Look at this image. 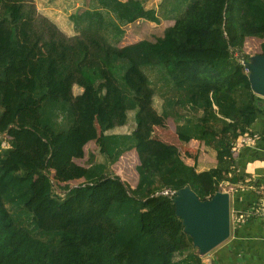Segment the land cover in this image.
I'll use <instances>...</instances> for the list:
<instances>
[{
  "label": "trees",
  "instance_id": "1",
  "mask_svg": "<svg viewBox=\"0 0 264 264\" xmlns=\"http://www.w3.org/2000/svg\"><path fill=\"white\" fill-rule=\"evenodd\" d=\"M140 19L151 23L170 20L173 25L155 41L123 46L120 55L111 56L107 70L121 86L133 68L155 70L157 76L149 85L162 101L161 115L180 130L182 113L187 112L189 122L198 130L197 139L215 151L217 166L197 172L179 158L176 149L137 132L102 134L100 150L109 162L91 164L82 184L59 187L64 192L57 194V186L49 178V161L22 164L18 171L5 170L14 146L10 142V146L1 147L0 141V264H205L190 237L182 247L180 220L174 211L171 221L165 214L174 210L173 195L161 192L188 187L205 201L222 182L243 183L237 169L241 161L233 158L231 149L249 125L255 134V113H264V98L251 91L248 74L233 52L246 60L242 51L245 40L264 39V0H162L156 13L146 10L143 0H89L85 10L69 16L74 32L97 34L112 45L122 41L124 26ZM261 49L264 55V44ZM8 66L7 58L0 54L2 84L8 81ZM102 81L101 72L95 68H82L77 80L90 91ZM34 97L40 100V128H48L55 135L73 128L71 102L47 96L37 85ZM126 104L133 110L137 102L128 97ZM133 149L139 161L137 197L130 196L107 173L109 163ZM244 149L241 157L253 154L252 148ZM256 155L253 157L262 159ZM36 180L43 182L44 195L52 194L58 201L83 197L96 215L111 221L117 231H107L97 243L80 246L73 231L41 228L28 208ZM244 197L251 205L258 195L246 191ZM146 210L155 214L148 233L143 231ZM236 257L238 254L230 252L231 262H236Z\"/></svg>",
  "mask_w": 264,
  "mask_h": 264
},
{
  "label": "rangeland",
  "instance_id": "2",
  "mask_svg": "<svg viewBox=\"0 0 264 264\" xmlns=\"http://www.w3.org/2000/svg\"><path fill=\"white\" fill-rule=\"evenodd\" d=\"M161 1L143 0V5L146 10L156 13ZM88 5L89 0L1 1L0 54L7 58L9 66L8 81L0 83V141L1 147L10 146V142L14 146V151L6 160L5 170L18 171V166L22 164L49 161V178L57 186L56 193L60 194L64 191H60L59 187H77L85 181L84 174L91 164L107 160L100 150L102 134L131 132L173 147L179 158L197 172L215 168V151L197 139L198 130L194 123L189 122L190 115L187 112L182 113L180 130L171 119L161 115L162 101L149 85L157 76L155 70L133 68L125 76L126 84L121 86L106 67L112 55H120L123 46L140 40L155 41L161 38L173 21L160 19L157 23H151L140 19L124 26L122 41L112 45L97 34L73 31L69 16L85 10ZM261 44H264V39L245 40L242 51L248 58L246 61L261 53ZM82 68H95L101 72L103 81L95 91L86 90L77 82ZM36 85L44 89L47 96L71 102L75 124L69 132L55 135L50 129L39 127L40 100L34 97ZM128 97L137 102L133 110L127 107ZM246 139L243 137L242 140L251 143ZM237 140L232 154L235 160L241 161L237 169L244 181L238 185L222 182L216 191L226 193L229 198V236L202 255L196 242H192L193 249L209 261L211 256L218 254L219 248L229 249L227 244L232 236L235 240L237 231L241 233L246 226L260 218V207L264 201L261 194H264L263 179L253 178L254 168L259 167L260 160L253 157L257 156L256 153L250 155L251 152L241 157L245 154L246 146H238ZM254 161L258 162L253 164ZM138 165L137 154L133 149L109 163L107 170L109 178L117 180L134 197H137ZM262 172L261 176H264ZM33 190L34 196L28 208L41 228L73 231L80 246L97 243L107 231H117L111 221L98 217L83 197L58 201L52 194H43L41 180H36ZM246 191L258 195L251 205H247L249 201L244 197ZM150 192L149 188L147 194ZM173 211L182 224L179 236L183 241L182 247H185L186 237L191 235L186 233L175 206L174 210L165 211L169 220ZM142 219L143 231L148 233L155 214L143 211ZM173 229L174 235H177V229ZM240 241L244 243L239 245L238 263L245 260L246 246H252L244 237ZM228 260L231 262V259Z\"/></svg>",
  "mask_w": 264,
  "mask_h": 264
},
{
  "label": "water",
  "instance_id": "3",
  "mask_svg": "<svg viewBox=\"0 0 264 264\" xmlns=\"http://www.w3.org/2000/svg\"><path fill=\"white\" fill-rule=\"evenodd\" d=\"M254 94L264 97V55L258 54L244 63ZM181 194L182 196H179ZM176 214L183 220L185 231L196 242L200 255L227 239L230 231L229 198L216 193L205 201L184 187L173 194ZM193 237V238H192Z\"/></svg>",
  "mask_w": 264,
  "mask_h": 264
},
{
  "label": "crops",
  "instance_id": "4",
  "mask_svg": "<svg viewBox=\"0 0 264 264\" xmlns=\"http://www.w3.org/2000/svg\"><path fill=\"white\" fill-rule=\"evenodd\" d=\"M261 98H264V97H261ZM255 114L258 115V119L256 121L257 125L255 126V129H254L255 130L254 135L256 136V143H255L256 146L254 148H252V151H253V153L258 154L259 156L262 155V159H260V161H259V167L254 168L255 175H253V178L259 177L257 179H263L262 182L264 184V176H261V175H263L262 171H264V113L257 110ZM252 129L253 128H251V131H252ZM259 136H260V138H259ZM257 162L254 161L253 164H255ZM261 194L264 196L263 193H261ZM259 217L260 218L256 222L246 226L243 229V231H241V233H240V231H239V233L237 231L236 236H235V240H234L233 236L231 237L233 240L231 239V241H229L227 244L228 246L226 245L227 247H229V249H221V248L218 249L219 251H218L217 255H219V257L221 258V259H218V261L215 258L217 255L211 256L209 258L211 261H209L205 258H202L200 255L199 256L202 258L203 261H205L207 263H211V264H237L238 260H236V262L234 261V263L229 262L228 257L230 256V252H233V253L239 255V250H240L239 245L242 246V244L244 243L243 241H240V239H242V237H244V239H247L249 242L252 243V246L251 247L246 246L247 248L244 251L245 260L242 263L243 264H264V201L260 207ZM254 248L258 250L257 253H255ZM224 256H227V258H224ZM236 259H237V257H236ZM242 263L239 261L238 264H242Z\"/></svg>",
  "mask_w": 264,
  "mask_h": 264
},
{
  "label": "built area",
  "instance_id": "5",
  "mask_svg": "<svg viewBox=\"0 0 264 264\" xmlns=\"http://www.w3.org/2000/svg\"><path fill=\"white\" fill-rule=\"evenodd\" d=\"M234 53H237V57H235L236 56V54H234ZM235 55V56H234ZM233 56L235 57V58H237V60H238V62L245 68V66H244V63L246 62V60L244 59V58H240V56H239V54H238V52H233ZM245 72L247 73V74H249L248 73V70L245 68ZM252 91V90H251ZM243 137H246L249 141H251V143H248V142H245V140H242L243 139ZM238 139V140H237ZM236 140H237V144H238V146H242L243 147V145H245L246 147L245 148H254L255 146V143H256V137L254 136V134H252V131H251V125H249V127H248V131L244 134V135H242V136H240V137H238ZM246 139V140H247ZM241 140L244 142V144L241 142ZM253 145V146H252ZM233 148L231 149V151L233 152L234 150H235V147H234V143H233ZM161 194L162 195H173L174 194V192H170L169 190H164V191H162L161 192ZM207 264H211V263H207Z\"/></svg>",
  "mask_w": 264,
  "mask_h": 264
},
{
  "label": "bare ground",
  "instance_id": "6",
  "mask_svg": "<svg viewBox=\"0 0 264 264\" xmlns=\"http://www.w3.org/2000/svg\"><path fill=\"white\" fill-rule=\"evenodd\" d=\"M179 196H182L181 194H178Z\"/></svg>",
  "mask_w": 264,
  "mask_h": 264
}]
</instances>
